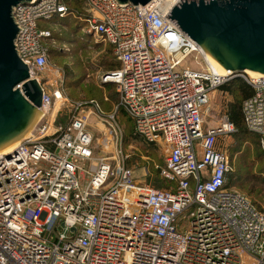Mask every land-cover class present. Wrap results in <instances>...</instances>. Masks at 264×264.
<instances>
[{
	"label": "built area",
	"instance_id": "obj_1",
	"mask_svg": "<svg viewBox=\"0 0 264 264\" xmlns=\"http://www.w3.org/2000/svg\"><path fill=\"white\" fill-rule=\"evenodd\" d=\"M118 0H84V33L113 49L119 66L100 78L118 94L110 139L121 153L98 156L90 114L95 101H70L61 69L44 44L42 20L69 12L62 0L14 9L18 57L42 87L44 115L10 152L0 153V264H264V211L227 187L228 114L205 127L213 94L231 81L163 10ZM181 0H176L180 2ZM200 68L183 67L191 57ZM253 89L244 101L247 129L264 149V75L239 74ZM71 106L64 112L65 106ZM124 111L137 136L167 152L160 170L173 185L138 182L122 153Z\"/></svg>",
	"mask_w": 264,
	"mask_h": 264
},
{
	"label": "rangeland",
	"instance_id": "obj_2",
	"mask_svg": "<svg viewBox=\"0 0 264 264\" xmlns=\"http://www.w3.org/2000/svg\"><path fill=\"white\" fill-rule=\"evenodd\" d=\"M65 2L69 7L77 9L72 7L73 2ZM78 3L80 6L83 5L82 0H78ZM67 18L64 21L52 19L40 22L41 27L46 28L51 33L44 42L49 50V60L52 66L61 69L65 82L64 88L70 101H95L99 104V111L89 105L80 108L79 113L86 115L91 110L93 111L89 116L88 128L95 136L96 154L112 157L121 153V149L116 148L115 141L113 139L109 140L111 135L116 137L115 132L111 134L112 119L109 116L115 112L118 94L112 84L109 87L101 85L100 78L104 74L114 71L106 67V63L116 64L117 61L109 44L96 36L84 33L82 26L77 27L78 21L75 20L74 15L67 16ZM199 63L203 65L200 58L195 59V56H191L183 64V67L199 69ZM213 97L210 108L204 111L205 127L223 122L228 112V105L233 101L231 94L222 92L220 89L213 94ZM71 108L69 105L65 106L64 112H69ZM115 119L124 130L122 153L128 166L134 169L137 181L148 184L155 189L170 186L161 177L160 173L157 174V170L160 171L165 165L167 156L165 148L149 145L136 136H131L129 143L125 144L126 136H130L133 129L127 119L122 116L121 110H118ZM225 146L228 149L233 168L230 174L233 175L232 180L236 183L232 188L253 200L256 206L264 211V201L262 199V196H264V149L261 146L260 137L258 135L255 138L250 137L241 144L238 142L237 137L233 135V137L226 139ZM240 167L243 168L242 174H244L242 180H240V174L237 173ZM256 177H258L260 184L256 183L255 188L263 190L261 196L248 191L253 186V181L250 180Z\"/></svg>",
	"mask_w": 264,
	"mask_h": 264
},
{
	"label": "water",
	"instance_id": "obj_3",
	"mask_svg": "<svg viewBox=\"0 0 264 264\" xmlns=\"http://www.w3.org/2000/svg\"><path fill=\"white\" fill-rule=\"evenodd\" d=\"M33 0H0V153L21 141L44 115L43 91L18 57L14 9ZM154 0H118L145 6ZM225 75H264V0H181L168 13Z\"/></svg>",
	"mask_w": 264,
	"mask_h": 264
},
{
	"label": "trees",
	"instance_id": "obj_4",
	"mask_svg": "<svg viewBox=\"0 0 264 264\" xmlns=\"http://www.w3.org/2000/svg\"><path fill=\"white\" fill-rule=\"evenodd\" d=\"M62 1H64L65 4H66L65 1L73 2L72 7H76L77 9H73V8L69 7L66 4L68 6V10H69L67 15L64 16L61 19H60V17H56L54 19L61 20V21L63 20L64 21V20L68 19L67 16L74 15L75 16V20L78 21L77 22V27L82 26L84 28L85 25H86L85 19L87 17L86 11H85L84 0H82V3H83L82 6L79 5L78 0H75V1L62 0ZM71 2H69V3H71ZM78 5H79V7H77ZM105 66L109 67V68H111L113 70H116L118 68L119 64H118V62H116V64L115 63L114 64L113 63H109V64L106 63ZM104 86L109 87L111 85L110 84H105ZM220 90L222 92H228L233 97V101L231 103H229V105H228L227 114H228L229 120L237 128V132H236L235 136L237 137L238 142H240L242 144L243 141H246L250 137L255 138L256 135L254 133L250 132L247 129V127L245 125V122H244V114H243L244 101L247 100L248 98H250L253 95L252 87L250 85H248L242 78L237 77V78H233L231 81H229L228 83L224 84L220 88ZM104 102L108 103V101H106V100H104ZM122 116L127 119V121L131 124V127L133 129V130H131L130 136H126V139L124 140L125 144L129 143V140H130L131 136H136L137 138H139V139H141L143 141L142 138H140L139 136H137L135 134L133 122L131 121V119L127 116V114L124 111H122ZM149 145H153V144H149ZM153 146H155V145H153ZM240 165L242 166L241 163H240ZM242 172H243V168L240 167V169L237 172L238 174H240V180H242L244 178V176H243L244 174H242ZM159 173H160V171L157 170V174H159ZM230 175H232V174H229V176H228L227 187L232 188V187L235 186L234 184H236V183H235V181L232 180L233 175L232 176H230ZM164 180L167 182V184L169 183L170 186H171L172 183L170 181H168L166 179H164ZM161 181H163V180H161ZM250 181H253L252 182L253 186H251V187L249 186L250 188L248 187L249 188L248 189L249 193H254L257 196H261V193L263 192V190H261L259 188H255L256 187V185H255L256 183L260 184L258 177L254 178L253 180H250ZM170 186L168 185L167 188H169ZM167 188H163V189H167ZM262 199L264 201V196H262ZM253 203H254V201H253ZM254 204L256 205V203H254Z\"/></svg>",
	"mask_w": 264,
	"mask_h": 264
},
{
	"label": "bare ground",
	"instance_id": "obj_5",
	"mask_svg": "<svg viewBox=\"0 0 264 264\" xmlns=\"http://www.w3.org/2000/svg\"><path fill=\"white\" fill-rule=\"evenodd\" d=\"M177 4V2H176V0H167V1H165L164 2V4H163V10L165 11V12H169L175 5ZM207 60L209 61V63L212 65V67L214 68V70H216L219 74H223L211 61H210V59H209V57H208V55H207ZM227 73H231L230 71H227ZM247 73L249 74V75H251V76H258V75H260L259 73H253V72H251V71H247ZM35 79V78H34ZM38 81V80H37ZM91 113H93V111L91 110L90 112H89V114L91 115ZM35 128V127H34ZM34 128H33V130H34ZM33 130H31L25 137H27V136H29L32 132H33ZM24 137V138H25ZM18 142H20V141H18ZM17 142V143H18ZM17 143L15 144V145H12L10 148H8L7 150H5V152L6 153H8V152H10L11 150H13L14 148H15V146L17 145Z\"/></svg>",
	"mask_w": 264,
	"mask_h": 264
}]
</instances>
